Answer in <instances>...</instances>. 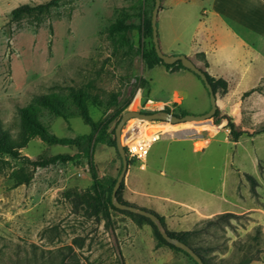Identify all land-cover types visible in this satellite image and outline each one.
Masks as SVG:
<instances>
[{
  "label": "rangeland",
  "instance_id": "rangeland-1",
  "mask_svg": "<svg viewBox=\"0 0 264 264\" xmlns=\"http://www.w3.org/2000/svg\"><path fill=\"white\" fill-rule=\"evenodd\" d=\"M48 1L0 0V127L9 135L15 138L21 130L18 109L41 94L63 99L66 118L47 109L38 117L50 133L66 138L90 133L72 103L78 91L85 93L94 121H111L108 132L113 139L116 125L128 112L163 110L182 116L208 111V94L198 77L180 66L164 65L155 55L150 32L154 0H59L48 13L11 16L15 7ZM164 1L158 37L168 20ZM185 7L186 22L193 26L202 19L199 5ZM121 19L131 29L123 36L110 35V25ZM182 39L172 46L187 51L186 56L207 74L216 71L202 54L188 53L184 42L189 36ZM248 40L254 46V40ZM260 40L259 65L264 62ZM230 44L229 53L247 63L246 49ZM252 57L255 64L258 58ZM224 77L227 90L216 91L217 111L204 120L220 122V128L215 135H203L205 147L193 152L199 137L157 139L138 160L125 145L128 167L116 196L121 203L162 215L166 223L169 213L162 206L156 205L158 212L151 208L158 196L191 204L209 200L214 209L232 203L229 211L201 221L200 227L189 218L195 210L182 213L184 241L208 264H238L247 258H252L250 264H264V67H259V82L253 85L235 75ZM252 88L257 91L245 96ZM129 121L139 119H129L121 136ZM228 122L241 133L237 141L230 137ZM19 152V158H5L7 164L0 170V264H195L157 240L147 218L112 208L107 187L121 170L115 148L101 144L93 148L97 191L91 189L88 160L76 156L75 147L32 138ZM57 154L75 157L46 167L35 164ZM146 163L152 168L146 179L135 177L134 172H145ZM26 174H31L28 184L13 186ZM246 174L254 178V187ZM169 225L164 223L162 229L170 232Z\"/></svg>",
  "mask_w": 264,
  "mask_h": 264
},
{
  "label": "crops",
  "instance_id": "crops-1",
  "mask_svg": "<svg viewBox=\"0 0 264 264\" xmlns=\"http://www.w3.org/2000/svg\"><path fill=\"white\" fill-rule=\"evenodd\" d=\"M187 3L199 5L202 11V19H198L197 22L193 23V26L191 22H186L183 18L187 11L185 10ZM164 4L167 7L166 18L168 20L163 29L166 31V35L162 30V34L159 36V44L163 51L168 55H186L187 51L172 46L171 42L175 41L178 45L179 41H183V39L181 40L182 35L189 36V42H184V45L189 49L188 53L202 54L207 64L216 67L215 72L208 73L210 76L213 75L226 81L224 76L231 74L238 77L241 82L252 83V85L259 82V67H264V62L259 65V38L264 45V0H165ZM247 37L254 40V46ZM230 43L246 49L247 54L250 56L247 63L237 61L229 53ZM252 56L256 57V59L258 58L255 64ZM165 72L168 74L166 69ZM253 77L256 78L254 81ZM137 102L138 99L135 104ZM135 125H137L135 139L145 141L149 148L157 139L179 141L199 137L193 152L205 147L204 134L215 135L219 130L213 127L205 128L196 123L173 126L170 124L143 122L138 125L137 121L134 123L133 121L130 122L129 129L135 127ZM150 169H152L151 165L149 166L146 163L145 172H134L133 174H135V177L137 175L140 179L145 180V174H147L146 172L149 173ZM129 174L130 178H132V174ZM159 174L165 175L164 170H159ZM152 204L151 208L156 211V205H158L157 207H163L162 211L169 213L166 219L167 223L170 224L169 231L173 233L184 231L180 222L186 220V216L183 217L182 213L188 212L189 209L196 211L189 218L200 227L201 221L222 211L227 212L232 208V203L225 208L214 209V203L212 204L209 200H198L191 204L186 200L166 195L158 196V200ZM177 213L182 217H178ZM172 214H174V218L170 216ZM159 216L163 218L162 215ZM164 223L167 224L166 222Z\"/></svg>",
  "mask_w": 264,
  "mask_h": 264
},
{
  "label": "trees",
  "instance_id": "trees-1",
  "mask_svg": "<svg viewBox=\"0 0 264 264\" xmlns=\"http://www.w3.org/2000/svg\"><path fill=\"white\" fill-rule=\"evenodd\" d=\"M58 1L59 0H49L48 2L44 4H39L36 6L21 5V6L15 7L11 11V16L14 18H18L20 16L31 14V13H36V14L48 13V11L52 7L57 6ZM131 27L132 26L130 24L124 23V19H121V20H118L117 22H114V24L110 25L107 31L110 35L115 36V34H118V35L123 36V33L130 30ZM206 75H207V79L210 85L212 86L214 93H216V91L218 90L221 93L226 92L227 90L226 81H224L221 78H213V76L211 77L208 74ZM256 91H257V88H252L249 91L245 92L244 95L248 96L251 93L256 92ZM86 99L87 97L85 93L83 91H78L74 94L72 103L75 105L77 109V116H79L83 120V122L90 127V133L86 135H79L73 138L55 136L54 134L50 133L47 130V128L39 120L38 115L41 109H45V110L47 109L48 112L55 115L56 117L66 118V115L64 113V101L63 99L59 98L57 95L55 94L37 95L32 99V101L29 104L24 105L23 107H20L18 109V115H19V121H20V127H21L19 134L14 138L11 135H9L8 132L2 130L0 127V170H2L3 167L7 164V162L5 161V158H12V160L15 158H19L20 149H22L30 139L38 138L42 142L44 143L46 142V144L48 145H62V146L75 147L78 150V154L76 156L85 155V157L88 160V165L90 167L89 173L91 174V178L93 181V184L91 185V189L97 191V189L100 188V184L98 183L96 173H94L95 169H94V165L92 161L93 148L95 144H101L107 147H113L115 149H116V146H115V141H114L115 139H113L110 133L108 132V128H109L108 124L111 121H106V122L94 121L89 115ZM113 103H115V101H113ZM130 122L132 121H129V123ZM213 123L212 121H204V122L196 123V124H199L205 128H209V127L218 128V129L220 128V126H217L220 122L213 121ZM165 124H168V123H165ZM186 124H190V123H185L183 125H186ZM177 126H182V125H177ZM226 127L229 128V134H230L232 141H237L241 133L234 130L231 122H228ZM261 132H264V128L262 129ZM74 157L75 156H70L66 154H57V155H54L46 159V161L44 160L42 162H38L35 164L41 167H44V166L46 167L49 164H54L57 162L64 163L68 161H73ZM244 177H246L247 180L251 183L252 187H254V185L256 184L254 178L247 174ZM15 180L16 182L13 186L28 184L29 181L31 180V174H26L21 177L19 176ZM115 181H116V178L111 180L110 185H108L107 187L108 188L107 190L109 193V197H108L109 202H110V196H111L112 188L114 186ZM151 213H153L154 215L158 217L160 223L164 227L163 218L154 212H151ZM140 218L144 219V217L142 216H140ZM147 221L150 223V225L153 226L154 232L158 238L157 240H159L162 244L168 246L169 248L173 250L176 249V251L182 252L185 255H187L185 252L167 243L161 237L159 231L153 225V223L149 219H147ZM166 233L168 236L172 238H176L178 239V241H181L185 243L186 245H188V243L184 241V235L186 233H183V232H180V233L166 232ZM191 249L197 255H199V257L202 259L204 264H208L206 259H204L202 254H200V252L197 249H194L192 247ZM187 256L189 257V255ZM251 261H252V258H247L244 261H242V263L240 262L238 264H250Z\"/></svg>",
  "mask_w": 264,
  "mask_h": 264
},
{
  "label": "water",
  "instance_id": "water-1",
  "mask_svg": "<svg viewBox=\"0 0 264 264\" xmlns=\"http://www.w3.org/2000/svg\"><path fill=\"white\" fill-rule=\"evenodd\" d=\"M151 13V19H150V32H151V39H152V45L155 52V55L157 58L167 66H180L183 69H186L188 71H191L195 76L198 77V79L202 82L203 86L205 87L207 94H208V100H209V109L205 113L202 114H193V113H187L182 116H176L171 115L166 111H157L153 113H137V118L139 119L138 125H140L143 122H150V121H162V122H169L170 124H179V123H188V122H200L207 120L211 118L217 111V97L214 93L212 86L210 85L208 79H207V73L199 67L191 58L187 57L184 54H178V55H168L161 51L160 44H159V37H158V29H157V21H158V14L161 9V0H154V7L152 8ZM125 115L120 119L118 124L116 125L114 129L115 134V146L116 150L120 156L121 160V170L118 173V176L116 178V181L114 183V186L112 188L111 192V201L113 204V207L128 211L130 213L138 214L142 217H145L149 219L157 228L159 231L161 237L169 244L173 245L177 249H180L181 251L185 252L196 264H204L202 259L197 255L191 247L186 245L185 243L178 241L176 238H172L167 235V233L162 229V224L160 223L158 217L154 215L151 212L145 211L144 209H139L136 207H132L130 205H126L123 203H120L117 200L116 193L123 181V178L125 176L124 173H126L128 162L126 157V152L124 146L128 143V140H130L134 135V129L130 128L125 132H122L121 136V129L124 125ZM137 126V125H136Z\"/></svg>",
  "mask_w": 264,
  "mask_h": 264
},
{
  "label": "built area",
  "instance_id": "built-area-1",
  "mask_svg": "<svg viewBox=\"0 0 264 264\" xmlns=\"http://www.w3.org/2000/svg\"><path fill=\"white\" fill-rule=\"evenodd\" d=\"M137 126L135 125V127H133L132 129H134V135L133 137L130 139L132 140V142L130 140H128L127 145V149L128 152L130 153L131 156L137 158L138 160H142L146 153L149 150V147L146 148V146L142 145V142H140L139 140L135 139V135H136V131H137ZM128 129H126L125 131H127ZM124 131V132H125Z\"/></svg>",
  "mask_w": 264,
  "mask_h": 264
},
{
  "label": "bare ground",
  "instance_id": "bare-ground-1",
  "mask_svg": "<svg viewBox=\"0 0 264 264\" xmlns=\"http://www.w3.org/2000/svg\"><path fill=\"white\" fill-rule=\"evenodd\" d=\"M137 113L138 112H128V113H126V114H124L125 115V120H124V124L129 120V119H131V118H137ZM132 142V141H131ZM140 142H142V145L143 146H146V148L148 147V144H146L145 143V141H140Z\"/></svg>",
  "mask_w": 264,
  "mask_h": 264
}]
</instances>
